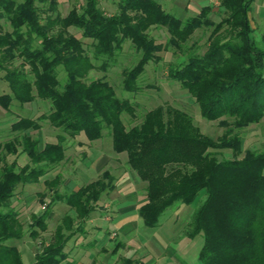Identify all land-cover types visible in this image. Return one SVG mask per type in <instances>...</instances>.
<instances>
[{
    "label": "trees",
    "instance_id": "1",
    "mask_svg": "<svg viewBox=\"0 0 264 264\" xmlns=\"http://www.w3.org/2000/svg\"><path fill=\"white\" fill-rule=\"evenodd\" d=\"M84 1L80 10L62 17L55 15L57 0H0V115L11 131V139L0 142V264H22L11 242L22 240L26 229L12 199L21 187L39 183L54 170L59 173L44 183L50 204L32 215L28 230L38 239L48 230L51 206L66 204L69 213L34 262L63 264L69 240L114 190L115 178L105 171L64 192L62 163L72 139L82 136L92 143L104 131L113 151L125 153L129 169L146 184L147 200L138 209L145 227H157L173 205L191 206L203 195L183 235L202 237L201 264H264V145L239 159L241 131L264 119V39L254 38L248 16L255 0H220L227 16L219 22L211 18L210 7L184 21L157 0H120L114 15H107L98 0ZM2 20L11 30L3 29ZM211 26L200 53L189 40L197 29ZM151 27L165 28L166 44L183 55V61L168 65V78L194 99L203 119L219 122L224 133L217 139L170 106L147 112L139 125L127 129L124 115L135 113L131 101L118 97L103 78L89 79L130 42L141 57L123 71L122 86L127 93L138 92L146 67L161 62L166 50L149 36ZM99 60L102 66L95 64ZM36 101L49 104L48 111L11 119L13 105L23 108ZM43 122L61 132L55 141H43ZM218 151H230L232 158L219 160L213 154ZM23 157L27 162L21 164Z\"/></svg>",
    "mask_w": 264,
    "mask_h": 264
},
{
    "label": "rangeland",
    "instance_id": "2",
    "mask_svg": "<svg viewBox=\"0 0 264 264\" xmlns=\"http://www.w3.org/2000/svg\"><path fill=\"white\" fill-rule=\"evenodd\" d=\"M19 2L20 0H16ZM114 3L111 2V0H98V6L102 9L103 11L106 12L107 15H114L118 11V7L116 4V0H113ZM85 3L84 0H57V12L55 15L58 13L62 17L66 16L73 8H77L80 10L81 6H83ZM162 3V1H160ZM173 3V2H172ZM49 3H46L44 5L45 8L48 7ZM114 4V6H113ZM169 6L171 5V1H167L165 3ZM218 8H220V11H217V13H214L215 15H218L217 17V22L220 20L226 18V12L224 9L221 8L220 4L216 5ZM254 6V5H253ZM164 7V6H163ZM108 8V9H107ZM253 8V7H252ZM250 9L249 12V17H250V24L253 28V36L257 40H261L262 38L264 39V13H261L259 10H257V7L255 6V9L252 10ZM167 9V8H166ZM167 12L171 13L172 15L176 16L179 18L178 14H174L170 12L167 9ZM214 14L211 18L214 17ZM195 16V14H188V16H184V21L188 20L190 18ZM219 20V21H218ZM1 25L3 26L4 30H11L10 26L6 21L2 20ZM72 32H77L76 29H70ZM214 30V26L211 27H202L200 29H197L194 34L192 35L191 39L189 40V45H195L197 46L195 49L198 52H204L205 47L208 42V38L210 37L211 33ZM149 36L152 38L156 39V41H160L163 44H166L169 39V34L165 28H160V27H151L148 31ZM86 45L91 44V40L87 39L85 40ZM166 50L160 53V56L162 57V61L159 63H154L151 62L145 69L143 75L141 76L139 80V85H140V90L136 93H127L123 90L122 86V81H123V71L125 69H131L136 65L138 60L141 57V53L138 52L130 42H126L123 46V50L119 52L116 56V60H110L107 63L106 69H101L98 68L96 70H93L90 72L89 79L90 80H95V79H101L103 78L104 80L108 81L115 89L116 94L118 97L122 99H128L131 101L133 107H134V116H129V115H124L123 121L125 123V126L127 129H130L136 125H139L144 118V115L157 108V107H166L170 106L175 109H178L180 111H183L187 113L193 120L194 124L200 129L201 133L211 137L213 139H217L224 133V129L219 126V122H212V121H207L201 117L199 107L197 103L194 101V99L188 94L186 90H184L181 85L177 82L171 81L168 78L167 71H168V65L169 64H178L179 62L184 60V57L181 53L177 52L173 47L170 45H165ZM87 48V47H86ZM88 49V48H87ZM103 61L99 60L95 62L98 66H102ZM60 78L65 79V74L60 71ZM49 109V104L42 102V101H36L31 104H26L23 108L20 106L13 105L11 107L12 110V115L11 119H13L15 116H20V117H33L35 114L38 116L39 114L47 112ZM2 115H0V142H5L11 139V131L9 128L6 127L4 124V121H2ZM2 119V120H1ZM15 119V118H14ZM108 131H104V136L103 140L107 139V148H109L108 143L110 142L109 139V134H107ZM61 132L58 129H54L50 126L47 125L46 122H43V130L41 131V137L43 141L46 140H52L55 141L57 139V136ZM32 136H37V135H32ZM241 137H242V153L239 155V159H242L245 155V152L247 150L251 151H256L259 152L263 150V145H264V119L260 124L257 125H252L245 130L241 131ZM104 147H106L104 145ZM103 147V148H104ZM72 148L67 149V157L70 159V165H66L62 171V178L63 180L67 181L70 180L69 184H63L64 187L62 190L64 192H67L68 190H73L77 189L83 185H86L90 183L91 181H95L98 179L99 175L97 172H94L89 176V180H82L79 178L77 174L74 173L72 175V170L74 168L75 163L73 164L72 162H76L77 158L79 159V156L76 155L73 157L72 155ZM213 152V151H212ZM125 154V153H124ZM217 159L222 160V159H231L232 158V153L230 151H218L213 153ZM126 156V154H125ZM123 156L122 159L120 160L121 165L129 169L127 165V156ZM9 158L12 160L11 157ZM19 162L23 164L24 162H27L25 157L23 159H20ZM115 165L118 166V164L115 162ZM2 164H0L1 168ZM132 171V170H130ZM115 176L118 175L117 173L114 174ZM71 176V177H70ZM132 176L131 180H136L137 183V191L139 195H141V200L142 203L143 201L146 202V184L143 183L136 172L132 171ZM70 177V179H69ZM61 178V179H62ZM62 180V183L64 182ZM61 184V183H60ZM61 190V191H62ZM51 191V190H50ZM25 192H28L25 189ZM108 196H105V201L106 202H111L112 199L110 198L109 194ZM112 196H115L111 194ZM44 197H40L38 199V205L40 208V213H42L44 210H42V206L46 204H50V192L49 189H46L45 192L43 193ZM116 197V196H115ZM114 197V198H115ZM203 199V195H201L200 199L196 201L191 206H183L181 204H175L168 210L164 212V214L160 217V222L159 224H162L164 220L170 216H172L174 213H176L179 209L185 208V211H183L182 216L178 220V225L177 228L179 229L178 235L176 237L178 242L180 244H189V250H190V257L197 259V255L201 249L202 246V237H197L194 240H189L186 241V238L183 236L185 235V231L187 230L188 224L190 223L191 217L193 210L199 205L201 200ZM141 203V202H140ZM48 206V205H47ZM46 206V208H47ZM50 206V205H49ZM54 205L51 206V211L53 210ZM12 207L20 212V205H14L12 204ZM109 208L110 207H105V210H108L106 213H109ZM51 213V212H50ZM28 217H31V214L28 215ZM27 219V218H26ZM29 220H25L23 223L27 224L25 225V229L28 230L27 227H29ZM54 227V225L52 226ZM54 233V231H53ZM53 233L51 234L50 229L44 235H41L38 239H29L33 243L34 250L37 252L43 242L48 241L52 236ZM159 233V230L156 228H147L142 226V232L138 233L136 235V238L131 237L130 239L127 240H122L119 241V235L115 233L114 231L107 234L108 237L110 238L107 239L108 243L110 246H115L116 247V253H121L123 256H132L131 258L134 259L133 261L139 262L141 260H144L145 253L140 250V247L146 243V235L152 239L155 238V235ZM113 234V235H112ZM29 237V236H28ZM156 239V238H155ZM149 240V239H148ZM119 241V242H118ZM65 255V261L67 260H77L74 259V252L71 251H66ZM137 253V254H136ZM78 253V256L79 257ZM103 256V255H102ZM116 256L114 260H116ZM124 258H119L118 263L123 264ZM33 261V256L29 255L26 256V263L31 264Z\"/></svg>",
    "mask_w": 264,
    "mask_h": 264
},
{
    "label": "crops",
    "instance_id": "3",
    "mask_svg": "<svg viewBox=\"0 0 264 264\" xmlns=\"http://www.w3.org/2000/svg\"><path fill=\"white\" fill-rule=\"evenodd\" d=\"M157 1L159 3L162 1L160 4L162 7L164 6L163 9L166 12L168 9L170 12L178 14L181 20H184V16H188V14L197 15L204 7H210L212 9V16L214 13H217V11H220V8L216 6L220 4V0ZM167 1H171L172 6H170V8L165 4ZM111 2L114 3L113 0H111ZM119 2L120 0H116L117 7ZM255 6L257 10L264 13V0H255L251 6V8L253 7L252 10L255 9ZM217 17L218 15L214 14V21H217ZM109 139V148H107V142H105L107 139L104 141L103 138L88 143L80 136L72 139L69 144V148L73 146V157L76 155L79 156L76 162H72L73 164L75 163L72 173L77 174L82 180H89V176L94 172L100 175L105 171H109L115 178V182L113 184L114 190L109 194L112 201L106 202L104 197L89 219L82 224V229H80L79 233L75 234L68 242L67 249L75 253L74 259L77 260H67L64 264H119V258H124L123 264H125L127 260H131L128 264H201L198 259L199 253L197 259H195V257L191 258L189 255V244H180L177 240L178 237H176L179 231L177 228L179 224L178 220L182 216L183 211H185V208L179 209L172 216L166 218L162 224L155 227L159 230V233L155 235L156 239H153V237L151 239L146 235V243L140 247V250L145 253V255H143L144 260L135 262L133 261L134 259L131 258L133 255L131 257L128 255L123 256L120 252L116 253L117 250L115 246L113 247L107 244V239L110 238L107 234L113 231L119 235V241L127 240L131 237L136 238V235L142 232L144 223L138 214V209L145 203V201L142 203L140 199L141 195H139L137 191L136 186L138 182H136V180H131L133 177L132 171H130L126 165L125 167L121 165L120 160L125 154L115 153L112 149L111 137H109ZM104 145L106 147H104ZM69 160L70 159L67 157V160L62 163L63 168L66 165H70ZM115 162L118 166L115 165ZM58 173V170H54L46 175V177L42 178L39 183L28 184L20 188L17 195L12 199V204L20 205L21 209L19 216L22 222L29 220L27 222L30 224L32 215L41 214L38 199L46 190L44 183L46 180H52ZM115 173L118 175L115 176ZM69 182L70 180H67L65 184H69ZM25 189L28 192H25ZM53 207L48 218V231L50 229L51 234L60 224L64 215L69 213V207L64 203H55ZM105 207H110L108 214L106 213L108 210H105ZM30 214L31 217H28ZM25 225L27 224L25 223L24 226ZM53 225L54 227H52ZM29 239H32V237H30V232L29 230H25V235L22 240L11 242V244L16 246L22 264H27L26 256L29 255L33 256L31 264L35 262V255L37 252L34 250L32 241ZM189 240L190 239L186 238V241L189 242ZM78 253H80L79 257H77ZM115 256L117 257V262L114 260Z\"/></svg>",
    "mask_w": 264,
    "mask_h": 264
},
{
    "label": "built area",
    "instance_id": "4",
    "mask_svg": "<svg viewBox=\"0 0 264 264\" xmlns=\"http://www.w3.org/2000/svg\"><path fill=\"white\" fill-rule=\"evenodd\" d=\"M45 209H46V205H43V206H42V210H45Z\"/></svg>",
    "mask_w": 264,
    "mask_h": 264
}]
</instances>
